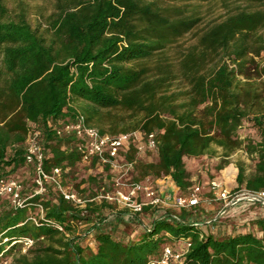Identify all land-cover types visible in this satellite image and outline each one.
I'll return each instance as SVG.
<instances>
[{
    "label": "trees",
    "instance_id": "1",
    "mask_svg": "<svg viewBox=\"0 0 264 264\" xmlns=\"http://www.w3.org/2000/svg\"><path fill=\"white\" fill-rule=\"evenodd\" d=\"M191 1L56 0L46 33L24 7L13 14L0 0V179H17L24 195L33 192L35 165L26 159V140L34 125L45 170L61 167L67 184L82 163L81 141L53 126L81 114L101 133L155 134L154 150L138 153L130 144L120 151L136 160L134 181L167 177L189 194L194 182L185 158L219 155L216 171L233 176L234 188L264 189V60L257 59L264 50V0H233L247 6L235 5L204 28ZM193 31L197 42L180 50L174 65L167 48ZM248 123L251 134L242 137ZM240 150L255 160L253 173L244 161L231 160ZM105 169V180L89 176L84 189V180L73 189H89L86 198L110 189L109 165ZM115 208L108 201L82 208L50 182L21 208L0 196V235L9 243L34 239L26 253L16 254L21 247L14 243L4 256L10 264H149L166 244L181 248L189 240L180 264H264V217L238 227L231 222V231L220 232L210 228L217 221L202 205L182 211L147 206L145 217ZM112 217L143 222L146 230L131 240L119 237L101 227Z\"/></svg>",
    "mask_w": 264,
    "mask_h": 264
},
{
    "label": "built area",
    "instance_id": "2",
    "mask_svg": "<svg viewBox=\"0 0 264 264\" xmlns=\"http://www.w3.org/2000/svg\"><path fill=\"white\" fill-rule=\"evenodd\" d=\"M54 129L59 135L76 134L80 139L79 148L83 153L82 163H92L97 158V163L109 165L111 175L110 189L103 186L95 196L86 198L72 187L63 184L61 167H56L52 172L44 168V155L39 142L40 130L34 125L28 133L26 140V159L35 165V186L30 195H24V186L17 179H0V196H8L14 208H21L33 195L46 192V183L55 184L57 190L75 205L85 207L88 202L108 201L117 205L118 209L127 211L131 216H142L144 208L152 206L161 209H174L182 211L192 207L215 204L221 202L222 207L213 219L221 216L237 214L235 206L240 203L260 207L264 210V189L252 190L246 187L234 188L220 177L209 180L208 197L202 195V185L194 184L189 194H175L173 192L163 195L159 188L161 180L153 181L146 178L142 181L132 180L136 160H126L120 157L121 150H127L130 144H135L141 153L144 150H154L157 140L154 133L146 134L142 130H134L118 134L101 133L100 130L86 123L83 115L78 114L74 120L54 124ZM167 181V177L164 178ZM259 205V206H257ZM233 207V208H232ZM243 212V211H242ZM41 213L43 209L41 208ZM175 216V214L173 215ZM212 219V220H213ZM35 222L37 221L34 218ZM212 220H207L211 223ZM10 242L8 236L0 235V264H10L12 258L5 257L6 251L14 244H20L22 252L26 253L34 245V239L24 237ZM191 243L185 240L181 248L166 244L158 257L149 261V264L182 263L183 256Z\"/></svg>",
    "mask_w": 264,
    "mask_h": 264
},
{
    "label": "rangeland",
    "instance_id": "3",
    "mask_svg": "<svg viewBox=\"0 0 264 264\" xmlns=\"http://www.w3.org/2000/svg\"><path fill=\"white\" fill-rule=\"evenodd\" d=\"M7 5L12 9V13L15 14L18 10V6L24 7L27 11V17L33 24V26L38 27L39 30L42 32H48L49 30V21L51 15L55 11V4L56 0H5ZM192 4L195 7H199V10L201 14L203 15L204 20L201 23V27L204 28L209 23L214 21H219L222 19L226 13L230 11L232 7L235 5H241V8H245L247 6V3L245 1H233L229 0L227 1V4H225L222 0H207V1H199V0H192ZM197 42V37L194 35V31L185 34L181 38L177 40L173 45H171L166 50V55L170 61L174 65H177L178 63V55L179 51L183 50L193 43ZM258 60H264V50L262 51V54L260 57H257ZM176 87H183L182 82H177L175 84ZM120 113V112H119ZM121 114H124L121 112ZM252 126L251 123H248L243 126L241 130V136L244 137L247 134H251ZM220 160V156L216 155L213 158H205V157H186L185 161L187 164V167L191 173V176L194 178V184L200 183H206L210 175L213 173L214 177H220L223 178L227 184L231 187L234 184L233 176H224V171L222 173H217L216 171V165ZM231 160L233 162H236L238 160H242L245 163L246 166V172L248 174H251L255 170V160L247 155V153L243 150H240L236 153H234L231 156ZM107 170L105 169V166L102 164H92V163H81L78 165L76 170L74 171V175L71 177H68L67 185L69 187L73 188V184L75 182L81 183L80 189H84L86 187V183L89 180V176H96L97 178H102L105 180L107 176ZM28 172L25 173L27 175ZM204 183V190L208 189V185ZM92 191L96 189L95 185L91 187ZM82 193V192H81ZM83 194V193H82ZM91 195V192L86 190V193L83 194V196ZM115 212L121 211L118 208L114 209ZM143 217H145L143 215ZM113 218V217H112ZM145 222L147 221L144 219ZM120 221V220H119ZM117 219L113 218L112 220L103 222L101 227L106 230H111L114 234H118L119 237H124L127 240H131L133 236L135 235V232L142 233L144 230H146V226L143 222H140L139 224L136 222H119ZM245 224V219L242 220L240 225ZM202 228H206V224L201 225ZM251 227L249 226H242V229L248 230ZM176 247V245H174ZM178 245L177 247H179ZM19 252H22V250H18L16 254H19Z\"/></svg>",
    "mask_w": 264,
    "mask_h": 264
},
{
    "label": "crops",
    "instance_id": "4",
    "mask_svg": "<svg viewBox=\"0 0 264 264\" xmlns=\"http://www.w3.org/2000/svg\"><path fill=\"white\" fill-rule=\"evenodd\" d=\"M192 180L194 181L193 176H192ZM204 183H202V195L205 197H208L210 195V193L208 191L209 190V185H208L209 180H207V182L205 183L208 185L207 190H204V186H203ZM158 185H159L160 191L163 195H165L167 193H171V192H173L175 194H180V192L169 181L160 182ZM203 206L206 208V210L208 211L209 214H214V216H216V213L222 207V203L216 202L215 204H210V205H205L203 203ZM257 206H259V205H257ZM234 210H237V214H234V215L227 214L226 216H221V218L213 219L214 221H217V223L214 225L215 226L214 228H213V226L210 228L213 229V231L218 230L220 232L221 231L228 232V231L232 230L233 226L231 224L234 222H236V224L238 223L236 226V227H238L243 219H245V223H246V222H248L254 218L264 217V210L263 209H261L260 207L250 205L248 203H240L237 206H235ZM182 245L183 244H181L179 247H181Z\"/></svg>",
    "mask_w": 264,
    "mask_h": 264
}]
</instances>
